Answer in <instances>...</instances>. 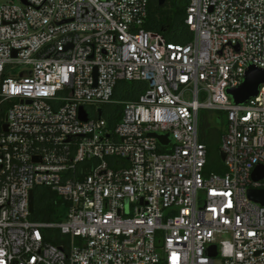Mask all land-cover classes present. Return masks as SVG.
I'll return each mask as SVG.
<instances>
[{"label":"built area","instance_id":"1","mask_svg":"<svg viewBox=\"0 0 264 264\" xmlns=\"http://www.w3.org/2000/svg\"><path fill=\"white\" fill-rule=\"evenodd\" d=\"M151 1L0 5V264H264L249 196L264 85L245 104L228 93L264 68V0H185L187 43L145 28ZM120 82L139 97L116 100ZM202 109L225 113L223 173L205 170ZM38 186L68 203L61 221L32 219Z\"/></svg>","mask_w":264,"mask_h":264},{"label":"trees","instance_id":"2","mask_svg":"<svg viewBox=\"0 0 264 264\" xmlns=\"http://www.w3.org/2000/svg\"><path fill=\"white\" fill-rule=\"evenodd\" d=\"M185 5H181L179 8L178 14H180V26L186 27L185 25V12H186V5L187 2L184 0ZM156 5V7H155ZM155 8L161 9L158 0H152L149 6L148 16L145 22V28L149 30L154 37H161L162 34H166L167 31H169L173 27V22L171 20H162L161 18L157 17ZM180 20V19H179ZM183 29L185 36L183 39L179 35V39L175 40H169L168 42H175V43H187L191 40L192 36L189 32V29ZM183 34V35H184ZM177 38V37H176ZM179 40V41H178ZM127 82H120L115 94V99L120 101L125 100H136L139 97V92L142 87H130V84H125ZM126 85V86H125ZM109 108L114 112L115 114V120L114 123L119 118V115L122 111L121 105L112 106L110 105ZM225 114V113H224ZM223 114V116H224ZM225 117V116H224ZM209 128V123L207 120V117L202 116L200 118V139L203 143L207 145V152H208V162L206 169L209 166V139L208 135L206 133V130ZM222 137V136H221ZM221 151V146H220ZM211 163V162H210ZM215 172L217 173H223L224 172V166L220 164L219 162H216L214 165ZM68 206V203L63 200L58 194L54 191H52L50 188L46 186H38L34 189V212L32 214V219L34 220H40V221H46V222H56L61 221L62 217L64 216L65 212L64 209ZM49 240L55 244L60 243L61 235L58 230H50L49 231ZM60 236V237H59Z\"/></svg>","mask_w":264,"mask_h":264},{"label":"rangeland","instance_id":"3","mask_svg":"<svg viewBox=\"0 0 264 264\" xmlns=\"http://www.w3.org/2000/svg\"><path fill=\"white\" fill-rule=\"evenodd\" d=\"M9 1H13L15 3L18 2V0H0V5L4 2H9ZM181 5L182 6L185 5L184 0H168L163 7L160 6L161 9L157 10V8H155L157 17L165 21L171 20L174 24L173 27L169 31H167L166 34L161 35V38L163 39V41H169V40H175V39L177 40L179 39L180 34H181L180 37L182 39L185 36L184 30H183L185 29V27L180 26L181 18L179 16L180 14H178L179 8L181 7ZM125 84H130L131 85L130 87H139L142 85L141 82H136V83L127 82ZM223 114L224 112H220L217 110L202 109L200 111V118L202 116L207 117V120L209 123V128L208 130H206V133L209 139V143H208L210 147L209 148L210 150L209 151V161L211 163L209 162V166L206 170V173L215 172L214 165L216 162H219L220 164L224 166L223 160L221 158V151L219 149L222 143L221 136H223V133L225 132L227 128V120H226V117H224L225 114L224 116ZM64 212H66V209H64ZM210 252H211V255H216L217 249L215 251L211 250Z\"/></svg>","mask_w":264,"mask_h":264},{"label":"water","instance_id":"4","mask_svg":"<svg viewBox=\"0 0 264 264\" xmlns=\"http://www.w3.org/2000/svg\"><path fill=\"white\" fill-rule=\"evenodd\" d=\"M168 0H158V3L161 7H163ZM264 85V68L257 67L255 65H251L245 74L244 80L241 85L230 88L228 90L229 95L232 100L236 104H245L251 98L258 95L260 87ZM101 116V111L99 112V117ZM81 118L86 120V114L83 110H81ZM162 144H166L168 142V134H153ZM222 160L225 158L224 154L221 153ZM264 175V166L259 165L255 168L253 173L254 178L259 179ZM249 196L256 202L264 205V190H249ZM30 210L31 213L34 211V192H31L30 196ZM211 250H216V245L210 247ZM210 250V251H211ZM211 253V252H210ZM217 255V254H216ZM213 255V256H216Z\"/></svg>","mask_w":264,"mask_h":264},{"label":"crops","instance_id":"5","mask_svg":"<svg viewBox=\"0 0 264 264\" xmlns=\"http://www.w3.org/2000/svg\"><path fill=\"white\" fill-rule=\"evenodd\" d=\"M186 28V27H185ZM187 29V28H186ZM190 32V31H189Z\"/></svg>","mask_w":264,"mask_h":264}]
</instances>
